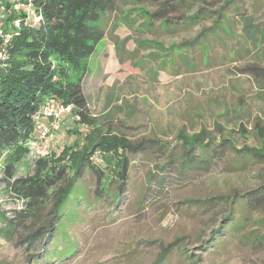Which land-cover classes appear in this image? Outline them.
Returning <instances> with one entry per match:
<instances>
[{
    "label": "rangeland",
    "instance_id": "obj_1",
    "mask_svg": "<svg viewBox=\"0 0 264 264\" xmlns=\"http://www.w3.org/2000/svg\"><path fill=\"white\" fill-rule=\"evenodd\" d=\"M224 1L193 3L187 13L199 10L202 19L166 30L145 24L143 9L157 6L152 0H117L83 83L97 128L173 145L179 132L191 135L203 127L217 140L263 147L264 77L245 69L264 66V0ZM244 13L257 26L253 37L243 28ZM216 18L219 25L213 26ZM203 30L194 44L182 45V55L167 54L166 47L192 41ZM5 68L0 64V77ZM76 128L84 131L64 112L51 152L58 155L70 144ZM175 146L132 157L119 193L99 194L96 175L87 170L77 181L84 192L75 207L79 215L63 222V237L74 250L56 258L49 253L64 246L60 236L48 239L44 232L28 242L18 216L26 202L4 179L7 149L0 154V264H153L169 245L162 264H264V204L254 207L247 196L239 198L264 181V159L228 152L209 171H192L183 169ZM38 157L28 145L15 177L33 173ZM213 196L215 201L205 200ZM196 199L203 203L194 204ZM231 211V226L215 232ZM216 233L217 245L203 250Z\"/></svg>",
    "mask_w": 264,
    "mask_h": 264
},
{
    "label": "trees",
    "instance_id": "obj_2",
    "mask_svg": "<svg viewBox=\"0 0 264 264\" xmlns=\"http://www.w3.org/2000/svg\"><path fill=\"white\" fill-rule=\"evenodd\" d=\"M234 1L236 0L224 2L227 5ZM116 2L117 0H30L32 15L27 16L23 11H7L4 19V31L11 32L4 43L8 59L5 72L0 77V154L9 149L5 157L4 171L7 177L4 179L12 194L26 202L25 209L18 216L19 221L27 226L26 237L29 243L44 232L48 234V239L55 235L66 240L63 247H54L49 253L55 258L61 253L69 255L74 250L71 241L63 237V222L79 215L75 207L84 200V192L82 187L77 186V181L87 170L95 173L97 192L102 195L122 190L128 181L132 157L149 152L164 154L168 146L174 148L177 143L181 149L183 169L192 171H209L228 152H236L239 156L250 153L255 158L264 159V139L260 149L246 145L238 147L231 138L222 137L217 140L203 127L191 135L179 132L173 145H168L157 137L132 140L123 133L97 128L96 119L90 114L83 92V83L90 69L88 59L95 51L96 44L106 35L104 18L115 9ZM152 2L157 4L154 10L143 9L145 24L150 27L156 22L163 29L170 30L185 22L195 23L201 20L199 10L188 14L186 8L193 3H210L212 0ZM9 3H5L7 8ZM178 12L182 13L172 20V16ZM35 15L37 20H34ZM218 15L223 16V11L219 10ZM16 17L20 19L18 28H10ZM241 21L244 30L253 37L257 30L253 19L244 13ZM218 22V18L214 19L213 26H218ZM203 33L204 30L192 41L172 43L166 47L167 54L174 52L176 56L182 55V45L194 44ZM1 39L0 36V42ZM245 73L258 78L264 77V66L249 65ZM49 97L55 98L61 105H69L71 118L78 116L76 124L83 127L84 131L73 129L75 139L70 144L63 145L58 155L51 152V148L48 155L35 159L33 173L15 177L19 156L28 152L25 142L33 139V134L36 133L33 114ZM95 150L101 152L100 161L93 156ZM168 156L171 161V153ZM112 183L117 189L111 187ZM246 196V201L254 207L264 204V181L246 195H239V198ZM216 198L213 196L205 200L215 201ZM193 202L196 205L203 203L199 199ZM43 209L46 211H42ZM231 214L232 211L225 215L223 224L215 232L222 231L226 225L231 226ZM217 234L208 237L206 244L202 245L203 250L217 245ZM164 249L153 264L163 263L170 245Z\"/></svg>",
    "mask_w": 264,
    "mask_h": 264
},
{
    "label": "built area",
    "instance_id": "obj_3",
    "mask_svg": "<svg viewBox=\"0 0 264 264\" xmlns=\"http://www.w3.org/2000/svg\"><path fill=\"white\" fill-rule=\"evenodd\" d=\"M9 1V7H6V2ZM8 9V10H7ZM7 11L19 13L23 11L27 16L32 15L30 0H0V64L6 65L8 54L5 51L4 43L11 36L10 30L4 31V19ZM34 20H37V16H34ZM20 19L16 17L10 28H18ZM69 105L64 106L57 102L53 97H49L42 104L41 108L33 114L35 120L36 133L35 137L28 143L29 147L36 153L37 156H46L49 154L51 148L55 143V133L58 131L61 125V115L64 112L70 111ZM42 118H46L47 121H42ZM72 119L77 120L78 116H72ZM93 156L96 160H101V152L95 150Z\"/></svg>",
    "mask_w": 264,
    "mask_h": 264
},
{
    "label": "crops",
    "instance_id": "obj_4",
    "mask_svg": "<svg viewBox=\"0 0 264 264\" xmlns=\"http://www.w3.org/2000/svg\"><path fill=\"white\" fill-rule=\"evenodd\" d=\"M42 121H47V119L46 118H42Z\"/></svg>",
    "mask_w": 264,
    "mask_h": 264
}]
</instances>
